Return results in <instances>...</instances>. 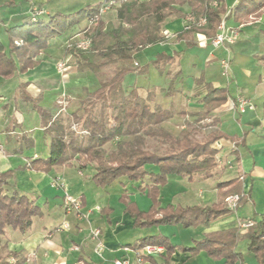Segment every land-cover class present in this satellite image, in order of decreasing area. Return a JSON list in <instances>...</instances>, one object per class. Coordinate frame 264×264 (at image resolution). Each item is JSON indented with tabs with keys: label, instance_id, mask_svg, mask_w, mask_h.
Returning <instances> with one entry per match:
<instances>
[{
	"label": "trees",
	"instance_id": "obj_1",
	"mask_svg": "<svg viewBox=\"0 0 264 264\" xmlns=\"http://www.w3.org/2000/svg\"><path fill=\"white\" fill-rule=\"evenodd\" d=\"M110 2H115L118 7L115 24L108 29L100 11ZM6 4L14 3L8 0ZM188 14L206 22L190 29L183 27L176 33V40L188 41L195 35L207 45L219 34L222 24L228 30L240 32L249 23L260 21L264 16V0H236L231 8L226 0H104L71 14L57 12L42 15L36 21L29 16L20 25L5 27L8 43L5 45L0 40L1 78L12 80L36 68L39 65L37 57L48 47L50 40L80 34L91 41L90 48L80 50L69 46L66 49V56H72L75 61L65 64V74L75 67L77 73L93 75L99 84L95 90H86L87 98L81 103L80 110L66 118L43 109L41 99H33L28 93V83L19 85L20 98L38 113L45 135L50 139L49 155L33 160L22 169L49 173L54 168L78 161L81 170L96 164L92 181L99 188L110 186L120 178L142 182L141 192L151 202L147 211L141 210L135 202L125 201L126 197L120 198L126 203L125 211L136 218V227L171 224L197 227L231 215L234 211L225 199L241 194L239 176L217 184L219 190H227L219 193V200L211 207L168 205L162 208L159 202L161 188L167 185L169 177L191 178L197 174L213 177V170L218 166L216 157L224 147L221 141L234 144L230 154L239 159L237 147L241 141L237 137L217 130L203 141L195 139L199 122L213 117V113L221 108L232 107L229 86L220 88L203 77L196 79L197 88L203 91L204 112L197 115L194 123H187L179 135H173L163 124L173 118L174 112L158 104L151 106L154 92L143 98L137 89L128 91L125 85L131 75L144 76L151 66L162 74L176 61V55L164 53L145 66L135 65L140 52L168 42L163 27L170 18L185 20ZM72 120L80 125L83 134L69 130L66 123ZM213 124L217 126V118ZM143 135L163 140L168 144L167 149L161 154L149 151L143 145ZM108 144H113L109 151L105 149ZM18 170L0 172V241L10 230L26 234L34 219L42 215L37 202L22 194L13 182ZM245 221H251L253 226L248 229L237 226L206 234L194 248L184 250L192 253L204 250L214 259H224L227 264H232L242 258L236 251L238 244L246 242L248 252L259 264H264V215ZM146 245H162L167 255L174 248L167 244L164 236L147 237L130 247L141 250ZM12 257L16 264L24 260L23 256L9 252L7 246L0 248V264H10Z\"/></svg>",
	"mask_w": 264,
	"mask_h": 264
},
{
	"label": "crops",
	"instance_id": "obj_2",
	"mask_svg": "<svg viewBox=\"0 0 264 264\" xmlns=\"http://www.w3.org/2000/svg\"><path fill=\"white\" fill-rule=\"evenodd\" d=\"M7 1L0 0V40L5 45L8 43L5 27L22 24L34 9L43 10L44 15L50 14L45 7L50 5L51 0H12L14 4L11 6L6 4ZM235 3L236 0L233 5ZM56 9L57 12H63ZM76 10L63 13L71 14ZM263 23L264 16L260 21L242 27L238 41L231 48L227 46L215 49L195 35L188 41L175 40L174 43L169 38L162 45L164 48H177L168 54L176 55V61L162 74L151 66L159 73L162 82L169 83V89L177 86L176 93L165 92V96L175 95L177 99L188 101L189 107L185 111L187 118L204 112L203 91L197 88L196 83L189 87L188 81L191 79L195 81L203 77L206 82L220 88L228 85L230 98L236 103L234 108H221L213 113L214 118L218 119L215 129L241 141L237 147L239 159L236 155L229 154L235 166L225 170L223 168L219 175L211 178H205L202 174L191 178L169 177L167 185L160 191L159 202L162 208L168 205L211 207L219 200V193L227 190H219L217 184L239 176L241 194L245 199L238 205L237 210L231 215L197 227L184 228L177 224L136 227V218L125 211V201L135 202L141 210L147 211L151 202L141 192L144 184L120 178L110 186L99 188L92 181L95 173L93 165L81 170L80 162L72 161L49 173L22 169L33 160L45 159L49 155L50 139L45 135L38 113L32 105L20 98L19 85L28 83L27 91L30 96L33 99L40 98V106L54 116L60 90L67 87L73 97L67 112L63 114L64 117L80 110L81 105L78 104L82 103V78L97 85L93 90L99 85L97 78L90 74L77 73L75 67L68 75L65 74L66 71L63 75L58 72V61L66 55L68 35L49 41L48 47L37 57L39 65L36 68L12 80L0 77V172L19 168L13 182L22 194L35 200L42 211V215L34 219L26 234L10 230L1 238L0 248L7 246L9 252L23 256L24 260L19 264H115L118 260H128L130 264H166V260L168 264H227L224 259H214L204 250L192 253L184 249L194 248L197 241L206 234L228 230L239 226L242 221L260 219L264 215V192H260V188L264 189V110H257L251 98L235 90L232 86L233 79H226L224 86L220 84L222 59L230 58L232 65L236 56L248 57L252 54L250 58L264 63V44L261 46V53L251 50L253 37L260 36V32L264 33L262 26L257 27ZM184 25V19L170 18L164 25V31L176 34ZM137 56L138 67H142ZM55 62H58L57 65ZM135 76L144 77L131 75L127 80ZM235 83L237 86V82ZM126 87L128 91L140 89L128 85ZM157 87L155 85L147 90L152 93ZM162 88L164 87L161 86V92ZM138 93L143 98L147 97L139 91ZM154 95L152 103L160 105L156 101L155 93ZM240 98L248 102L243 113L237 107V100ZM166 109L173 111L172 103ZM179 115L183 114L174 112L171 121ZM40 143L44 145L41 153L35 150ZM220 144L217 143L218 146ZM30 148H34L33 151H29ZM226 148H229L227 143ZM215 179L217 180L214 181ZM62 192L63 198L66 193L74 197V193L79 195L78 199L82 202L81 213H66L63 199L59 196ZM121 197H126L125 201ZM63 225H68V229L63 228ZM156 236H164L167 244L174 247L170 255H167L166 249L159 254L147 255L142 249L134 250L130 247L140 244L147 237ZM236 251L242 258L232 264H259L248 252L246 242L238 244ZM9 263L16 264V259L10 258Z\"/></svg>",
	"mask_w": 264,
	"mask_h": 264
},
{
	"label": "rangeland",
	"instance_id": "obj_3",
	"mask_svg": "<svg viewBox=\"0 0 264 264\" xmlns=\"http://www.w3.org/2000/svg\"><path fill=\"white\" fill-rule=\"evenodd\" d=\"M102 1H104V0H51L50 5H46L45 8L48 10V12L50 14L56 13L57 12L56 8H59V10L68 13L69 11L76 10V8L81 9V8H84L88 5L93 6V5H96ZM234 1L235 0H226L227 6L229 8H231L233 6ZM106 5H108L109 7H108V9L105 10L104 14L102 15V21L105 22L106 27L108 29H110L115 24L116 9L118 7V4H116L115 2H110ZM37 10H41V9H37ZM63 12H60V13H63ZM260 26H262V30L264 31V23L262 25L257 26V27H260ZM164 32L165 31H164V27H163V34H164ZM175 35L176 34L174 33L173 36L170 37L171 43L176 42L175 41L176 40ZM74 38H76V39H74ZM72 39H74L73 41H77V40H82L83 37H81V35L78 34V35H75L71 38H67V41H66L67 48L69 47L68 42H70ZM263 40H264V33H261V32H260V36L256 35L255 37H253V40L251 42L253 49H251V50L252 51L256 50L258 53H261L260 49H261V46L263 47V44H264ZM227 46H226V48H227ZM176 49L171 48V47H165L164 48L162 44L155 45L153 47H150V48L140 52L139 55L137 56V59L142 66H145V65L149 64L150 61H152L154 58H156L159 54H164V53L169 54V52H172ZM179 49L182 50V48H179ZM251 50L249 49V52ZM263 51H264V48H263ZM250 55H252V54H250ZM250 55L249 56L247 55L248 57L236 56L233 59V63L230 66V75L231 76H229V78L234 80V81L232 80V82H233L232 86L235 90H238L240 93H242V94L244 93V95L247 96L248 98H251L253 105L257 108V110H264V80H263L264 79V63H261V61L259 62L257 59L254 60L252 57L250 58ZM64 56H63L64 58L62 57L63 59L58 61V62L66 61L67 62L66 64L74 62V59L72 56H66V55H64ZM261 56L262 55H259V57H261ZM66 59H69V60L67 61ZM58 62H55L54 64L57 65ZM199 64L200 63H198V65ZM200 65H202V64H200ZM220 78H221L220 84L224 86L226 78L222 77V76H220ZM160 79L161 78H160L159 73L154 68L150 67L147 74H145L144 77H136L135 76L134 78L127 80L126 85L130 86L131 88L140 87V89H137V90L143 96H147V94L149 93V90H147L148 88H153L155 85H158L157 89H155V91H154V93L156 94V97H157V100H156L157 103H159L161 106H163L165 108L168 107L170 103H172L173 111L175 113H182L183 114V115H179L178 118L175 119L174 121L170 120V121L163 124V127L168 132H170L173 135H179L185 129L187 123H193L194 121L197 120V116L187 118L185 111L189 107L187 105L188 101L186 99H179V98L177 99V97L175 95L165 96V92H167L169 90V83L162 82ZM60 80H62V79H60ZM168 81H169V79H168ZM14 82H12V83L14 84ZM235 82H237V86H236ZM81 83L83 86H82V91L80 93L81 94L80 97H82V102H83L87 98L86 90L92 91L97 85L95 83H92V82H89V83L86 82L85 78H82ZM194 83H195V81L191 79L190 81H188V86L189 87L193 86ZM161 86L164 87V88H162L163 89L162 92H161ZM170 90H171V88H170ZM176 91H177V86H174L170 92L174 94V93H176ZM72 97H73V95H71L68 92L67 87H66V89L62 88L60 90L59 98L56 101L57 110H56L55 116H58V115L63 116V114L67 112ZM79 105H81V104H78V106ZM150 105L153 106L154 103H151ZM213 120H214V116L206 118L203 121L198 123L197 132L195 134L196 140L203 141L209 136L210 133L217 131L214 127ZM66 126L70 127L69 130L71 132L83 134V132H81V130H80V125H78V123L75 120H72L71 122H67ZM181 126H184V129H181ZM84 134H85V132H84ZM142 137H143L142 138L143 145L149 151L161 154L168 147V144L163 143V140H161V139L150 138V137H147L145 135H143ZM221 143L224 147L220 153V156L216 157V162H217L218 166L213 170L214 175H219L221 169H223V168H224V170L228 169L235 164V162H233L231 160V157H230L231 155H229L231 153L230 149L233 148L232 145L228 144L229 148H226V142L221 141ZM112 145L113 144L106 145L105 149L108 151L111 150ZM43 146H44L43 143H40L37 145L35 150L38 151L39 153H41L42 149L44 148ZM33 149L34 148H30L29 151H33ZM91 165H93L94 168L96 167L95 163H93ZM216 180L217 179H215L214 181H216ZM213 182H212V184H214ZM260 192L263 193L264 189L260 188ZM62 194H63V192L59 193V196H61L60 197L61 199H63ZM74 194L76 195V198H79V195H77L76 193H74Z\"/></svg>",
	"mask_w": 264,
	"mask_h": 264
},
{
	"label": "built area",
	"instance_id": "obj_4",
	"mask_svg": "<svg viewBox=\"0 0 264 264\" xmlns=\"http://www.w3.org/2000/svg\"><path fill=\"white\" fill-rule=\"evenodd\" d=\"M139 1H144V0H139ZM108 7H109L108 5L103 7L100 11V15H103L105 10L108 9ZM42 15H44V11L37 9H34L30 13V16L33 19V21H36ZM205 22H206L205 19H201L198 21L194 15L188 14L187 17L185 18L184 27L185 29H190V27L193 25L200 26L205 24ZM219 29H220L219 34L213 40H211V45L215 49L226 47L227 45H233L239 39V34H240L239 31L228 30L226 29L224 24H222ZM164 36L169 39L170 37H172V34L168 32H164ZM74 39L68 42L69 46H76L80 50H88L90 48L91 41L89 39L73 41ZM135 65L139 66L138 62H136ZM220 65L222 70V76L228 79L230 76L231 60L229 58L222 59ZM65 68H66L65 63L63 62L58 63L57 70L60 74L62 75L64 74ZM231 103L233 108L236 107V103L233 100L231 101ZM246 106H248V102L245 99L240 98L237 100V107L240 112L243 113L245 111ZM243 197H244L243 194L230 195L225 199V202L227 203L229 208H231L235 212ZM63 207L66 213H73V212L81 213L82 202L80 199L66 193L63 198ZM238 225L241 229H248L251 226H253V223L251 221H245V222H240ZM63 228L68 229V225H63ZM164 249L165 248L162 245H146L144 246V248H142V250L147 255L162 253ZM115 264H130V262L128 260H118L115 262Z\"/></svg>",
	"mask_w": 264,
	"mask_h": 264
}]
</instances>
